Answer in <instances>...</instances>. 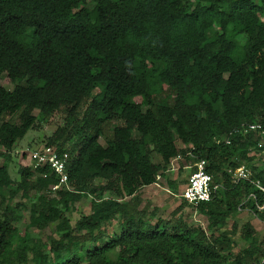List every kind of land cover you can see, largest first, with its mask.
I'll return each mask as SVG.
<instances>
[{"label": "trees", "instance_id": "trees-1", "mask_svg": "<svg viewBox=\"0 0 264 264\" xmlns=\"http://www.w3.org/2000/svg\"><path fill=\"white\" fill-rule=\"evenodd\" d=\"M35 110L63 115L48 147L67 154L70 189H54L48 165L10 174ZM248 122L264 125V0H0V264H264L251 222L235 252L236 224L208 235L183 219L153 221L139 196L192 151L220 187L209 201L183 198L174 216L191 204L211 229L245 209L264 222V164L253 165L264 145L232 133ZM243 164L251 178L235 182ZM33 191L28 227L57 222L58 236L16 225L13 200ZM86 196L89 212L73 224L67 212Z\"/></svg>", "mask_w": 264, "mask_h": 264}, {"label": "rangeland", "instance_id": "rangeland-1", "mask_svg": "<svg viewBox=\"0 0 264 264\" xmlns=\"http://www.w3.org/2000/svg\"><path fill=\"white\" fill-rule=\"evenodd\" d=\"M260 2V0H256ZM14 85H8V88H13ZM96 90L95 92H97ZM37 116V124L29 132L15 144L12 151V158L8 160L9 171L13 179L19 180L20 169L26 166H33L34 163L30 160V154L34 150H43L48 146L49 138L53 135L55 130L62 126L64 123L63 115L55 113L49 117H42L38 110L34 111ZM104 142V139H101ZM179 146L185 145L179 142ZM54 147V146H53ZM186 148V147H185ZM190 156V155H189ZM175 158L168 166V171L165 175L158 177L157 183L146 187H143L139 196L142 198V206L145 207L148 214L153 218V221L158 218L170 220L173 224L177 223L178 219H183L188 225L201 228L207 232L220 234L225 230H232L234 224L237 226V233L232 234L233 248L235 252H240L242 249L248 246V243L243 238L241 231L243 224L251 222L257 230V236L264 240V222L252 211L245 209L241 210L236 215H232L227 219L226 225L219 229L209 228L208 217L198 212V210L191 204L184 206V208L174 216L173 211L180 206L183 202L182 192L187 184L188 178L192 171L189 166L194 164V160L191 157ZM152 160L155 162H161L162 159L157 153L152 154ZM4 158L0 157V164L4 162ZM262 166L264 164V150L258 151V156L254 160L253 165ZM247 165V164H246ZM248 166V165H247ZM249 164V168H250ZM252 171V167L250 168ZM102 182V180H97ZM173 182L176 187H173ZM36 193L31 192V197L25 199L21 193H18L13 202L19 205V213L21 219L16 222L21 232L28 230L33 237H43L47 239L48 236H58L56 233L57 222H52L46 229H38L35 227H28L29 223V209L31 202L36 199ZM111 194L108 193V196ZM91 196H86L80 201L74 203L70 211L67 212L71 222L75 224L82 214L89 212ZM178 218V219H177ZM120 227V221L115 220L111 223L104 224L102 230L104 231V237L113 234L118 231ZM115 254H113L114 256Z\"/></svg>", "mask_w": 264, "mask_h": 264}, {"label": "built area", "instance_id": "built-area-1", "mask_svg": "<svg viewBox=\"0 0 264 264\" xmlns=\"http://www.w3.org/2000/svg\"><path fill=\"white\" fill-rule=\"evenodd\" d=\"M250 132L256 133L259 137L260 145H264V125L261 122L243 123L241 126L235 128L232 133L247 134ZM222 141L230 143V135L217 140L218 143ZM188 154L193 157L194 164L189 166L192 168V171L182 192V197L191 203L209 201L213 197V192L220 187V184H214L213 176L205 170V159H196L192 151ZM181 157L182 155H179L177 158ZM30 160L34 163L33 167L48 165L52 169L59 179V183L54 189L71 188L67 173L66 153L59 154L55 147L47 146L43 150H34L30 154ZM251 175V169L246 164H243L234 171L233 178L235 182H238L241 179H250ZM256 184L258 186L261 185L258 180Z\"/></svg>", "mask_w": 264, "mask_h": 264}]
</instances>
